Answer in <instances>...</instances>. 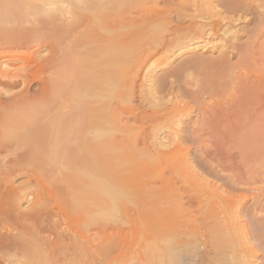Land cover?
<instances>
[{
	"label": "bare ground",
	"instance_id": "1",
	"mask_svg": "<svg viewBox=\"0 0 264 264\" xmlns=\"http://www.w3.org/2000/svg\"><path fill=\"white\" fill-rule=\"evenodd\" d=\"M86 1L89 0H0L1 208L6 206L5 208L7 209V206L12 201L22 205L23 199L28 198L27 196L29 195L26 193L28 191L27 184L31 186L32 183L35 184L38 192V198L36 197L35 200L32 198L33 205L41 206L46 194L55 193V189L61 188L62 182L63 186L65 184L67 167L65 165V168L63 165L66 161H62L63 155L67 159L74 152L76 153L75 156L78 154L82 160L93 159L94 164L96 160L98 165L99 161H103L102 159H133V164L137 165L128 166V170L125 168L123 171V168L119 167L117 169L113 167L112 172L108 171L110 168L107 167L105 170H101V173L105 172L104 176L106 177L103 175V177H100L104 178L101 184L107 177H110V180L112 178L114 180L113 172L116 169V176L120 179L123 186L121 188L120 185L122 184L118 183V179L117 182L114 180L117 187L115 189L121 193L123 192L124 195L128 192L129 195L126 196H129V199L126 200H130V202L132 200L134 203L136 201L137 205L147 209H156L161 206V211L164 208V211H161V216L159 215L161 218L157 215L153 217H157V225H159L157 222L160 221V231L165 230L166 227V230L170 229L172 224L182 215L180 213L177 214L178 210L176 209H181L180 212L188 216V212H185V209L183 210L185 208L183 206H187L189 202L191 203L190 208L191 205L193 208L196 205L198 209H202L201 214L204 215L205 221L202 222L205 224L207 222L211 223V229L217 228L216 230L221 233L220 237L218 236L219 233L216 234L217 236L214 239L218 240L221 237L222 239L223 237L224 239L228 237V240L229 238L231 240V236L234 235L236 229L239 230L240 228L236 226L238 217H241L237 214V207L234 206L231 211L232 207L230 208L228 203L229 215L212 213V209H215L216 212L215 206L221 202L220 194H222L223 198H226L227 193L223 192V194L222 192H216V190L214 192V189L208 190L209 188H207V194H205V191H202L204 194L201 193L199 189L204 183L202 181L203 185L201 184L200 177L199 180H196L198 175H195L196 172L194 173L191 169L189 170V167H185L186 170L181 165L184 171L179 173L174 164L173 172L170 173L168 171L170 175L166 174L167 176H163L160 171L163 177L162 182L158 180L160 176L158 175V169L162 170L165 168L162 165L161 167L159 166L161 164L159 163L160 161L163 162L162 160H164L163 166L165 164L168 165L167 163L173 160L176 155H178V161L181 162L182 154H180L179 150L181 146L184 147L187 141L210 145L226 143L229 146L235 144L234 146L236 147L247 145L248 147L246 146V148L248 151L250 149V155L244 153V155L247 154L245 157L248 158L246 163L252 164V168L258 166L256 163L260 159H257L256 155H259L257 154L258 151L261 153L260 149L262 150L264 145V0H189V3H186L187 0H155V3H125L126 0H118V2L124 1L123 3H118L117 0L114 3L113 1L111 3H103L106 0H90L89 2L91 3ZM235 16L244 19L246 24L255 25V30L252 29L253 27L251 30L252 33L253 30L254 33L255 31L257 32L255 36L250 33V38L244 39L246 42L234 49L236 52L233 54L238 57L236 62H232L231 59L227 58L225 53H220L217 57L211 59L209 58V61L203 62L205 66L202 65L203 71L201 72L200 70L199 77H196L198 76L196 75L193 76L196 78L191 79L192 81L190 80L193 84H190L191 87H189L188 85L191 82L184 79L186 71H189V67H197L201 61V58L192 57L155 78V82L151 85H145L144 80L153 81L150 79L149 72L152 66V58L155 55L170 54L172 51L186 48L205 38H208L210 42H214L215 39L222 38L227 33V28L230 26L229 23ZM30 18L32 21H30ZM45 31L47 33L42 34ZM50 33H56L54 35L57 38L56 40V38L53 39L52 37L54 48L53 54H51L53 56H48L40 61L35 56L36 51L32 49H29V52L27 51L28 49L26 50L27 52H23L24 50L20 51L35 42L37 35L40 36L42 34L43 38L46 39V34H49L47 37L51 39L52 35ZM38 38L40 40V37ZM49 38L46 40H49ZM169 64L171 66L170 62ZM188 64L191 65L186 67ZM41 67H44V70L46 67L47 75L43 76L41 71L40 74L42 76L39 74ZM188 76L190 75L188 74ZM35 81L40 83V87L37 89L33 88ZM5 94L8 95L5 96ZM185 97L189 98L191 102L199 104L197 110L192 105L191 109L186 110L187 112L185 111L184 113L182 108L186 109L187 106L185 104L186 107H184V104H180V101ZM195 113L197 118L191 129L189 125L187 127L185 118ZM167 124L172 130L169 128L171 132L168 137L165 138L164 136L163 138L158 133ZM195 124L197 125L196 127ZM156 131L159 132L157 133ZM240 144L242 145L240 146ZM260 145L262 146L260 147ZM22 146L24 148L27 146L28 148H21ZM69 146L73 147L71 153L69 149L67 150ZM13 147H20L25 154H13L14 159H9L13 153ZM26 149H29V151L27 150L28 153L31 152L30 154L34 155L36 159H32V155L31 159H28L30 154L27 155ZM185 149L187 150L186 147ZM243 149L245 148L241 150L243 151ZM184 152L183 157L187 158L189 152L188 150L186 151L187 153ZM24 157L26 158L24 159ZM136 159H138L137 162ZM149 159H154V168L151 167V164H147L149 162H146V160L149 161ZM75 160L73 161L72 157L73 165ZM77 161L79 160L77 159ZM156 162L159 163L157 170ZM94 164L92 161V167L96 166ZM171 165L172 163H169L168 167H171ZM84 166L82 163L79 167L77 166L81 171H79V183L76 188L78 195L75 200L80 210L88 212L101 206L104 207L103 205L108 203V199L100 197L101 195L96 193L97 188L93 187V178L101 174L100 170L98 172L93 169L91 172H87L84 170ZM49 167H51V172L48 173ZM78 169L75 170V173H78ZM121 169L123 173H121ZM154 170L158 172L156 174L154 172V177H152ZM107 171L109 174H107ZM22 172L29 176L27 178L29 181H27L26 186L20 184L21 187H18L14 184V177L16 178ZM155 177H157V180ZM89 178L91 181L88 180ZM185 180H191L188 182L194 186V190L189 185L187 186L188 189L185 188V183L186 185L188 183ZM107 181L109 180L107 179L104 184L106 186L109 184ZM180 182L183 184L181 189L177 187L178 183L181 184ZM95 184L97 185V183ZM214 186L216 189L217 185L214 184ZM206 187H210V185L208 184ZM175 188H178V190L176 191ZM73 190L75 189L73 188ZM110 190L112 191V189ZM167 190L168 194L166 193ZM62 191L64 192V190ZM121 193L119 195L122 199L123 194L121 195ZM234 197L229 196L227 200L233 201ZM61 203L63 204V202ZM153 206L157 207L152 208ZM197 208L195 209L197 210ZM233 210H236V214H232V216L234 215L232 217L231 213H234ZM22 211L25 212L23 208ZM200 212L198 210V213ZM40 214L38 213V215ZM19 215L21 214L19 213ZM25 217L27 218V216ZM142 218V216L135 214L134 217L123 219H125L126 224L129 223L134 226L137 223L138 226ZM55 219L57 220V218ZM92 220L95 219L92 218ZM152 220L154 221V219ZM257 220L259 218L255 221L256 224L258 223L255 226V237L259 238L258 240L260 241L261 237L262 239L264 237V225H259ZM2 221L3 219L1 223ZM166 221L169 224L172 222L168 225ZM198 221L200 220L198 219ZM90 223H93V221H90ZM209 223L204 226L208 227ZM38 224H40V220ZM111 224L106 225L103 223L101 226L96 224V226L94 224L88 226V224L84 225L81 223L76 227L75 232H68L69 236L62 233L65 235L64 237L59 234L56 237L54 236L53 239L51 237L52 240L46 237L47 234L45 236L41 234L39 240L36 239L30 242L35 247H33L34 251L32 250L30 256H34L27 257L29 259L24 256L25 260L28 261L25 263L118 264L120 257L124 254V250L140 248L138 245L140 246L141 244L138 243V239H132L133 237H130L129 234L120 241L123 235L120 233L121 237L119 240L118 231H122L124 225L122 224L123 226L118 227V230L116 227H112ZM23 225L25 224L23 223ZM44 226H46L45 223L43 228ZM85 226L88 227L86 228ZM206 227L204 228L208 231ZM114 229H116V232ZM215 229L212 232L216 231ZM18 230L16 232H19ZM40 230L42 229L40 228ZM55 230H60V226L59 229L56 226ZM209 231L207 234L212 241L213 238L211 239ZM53 232L56 233V231ZM32 233L30 232L29 235H33ZM202 237L198 240V242L200 241L197 245L199 248L195 244L197 239L194 241V246L198 249H200V244H202L203 248L205 247L202 239L205 240L207 237ZM193 238H196V236ZM9 239L11 240V238ZM14 240L12 239L13 242ZM190 240L187 243L189 242L190 246L192 245L194 253H190L192 249H190V252L188 251L190 247L187 244L188 250H185V245L183 250H185V253L188 251L191 255L188 253L189 256L184 254L186 257H181L177 256V253L170 260L166 257V254L172 249H168L164 255L165 257L160 253L162 254L158 255L160 258L157 255L147 256V254L145 258L144 254L148 252L149 246L147 249L144 248L146 245L143 242V247L141 245L142 257L139 255L142 259L140 260L141 262L139 260L138 262L139 264H164V262L166 263L169 260L170 262L166 264H222V256L225 254L224 256L227 257V254H230L228 251L231 248L229 247V250L228 246H225L229 245L226 240L227 244L223 240L221 242L219 240L220 243L217 241L218 244L223 242V246H217L218 250L215 247L216 242L214 245V242L212 241V244L209 240V244L211 243L216 250L209 249L207 252H202V254H200V250L203 248L198 251L190 243ZM7 242L9 241L0 238V246L6 247L4 245ZM149 243H152V247L155 244L153 239ZM22 244L20 240L19 245H14L13 243L16 249L17 247L20 249ZM155 246L153 247L154 250L160 247L159 244L156 248ZM164 246L161 247L163 248ZM169 246H172V244ZM224 246L226 249H224ZM16 249L14 248V250ZM25 249L22 246V250ZM3 250L0 251L2 252ZM137 250L138 252H136ZM137 250L135 251L136 253L133 252L136 256L139 254V249ZM142 250L145 252L143 253ZM221 250L223 252L222 255ZM158 251L160 252L161 250ZM231 252H234V250ZM129 255L131 253L126 256ZM170 255L168 254V257ZM10 257L18 258L17 251L16 254L14 252L12 255L10 254ZM243 261L239 263L237 261L236 263L250 264L247 261ZM22 264L24 263L22 262ZM223 264H225V261H223Z\"/></svg>",
	"mask_w": 264,
	"mask_h": 264
},
{
	"label": "rangeland",
	"instance_id": "2",
	"mask_svg": "<svg viewBox=\"0 0 264 264\" xmlns=\"http://www.w3.org/2000/svg\"><path fill=\"white\" fill-rule=\"evenodd\" d=\"M89 1H86V2L88 3ZM102 1H101V3H102ZM112 1L114 3L115 0H109V1L106 0L105 2L103 1V3H111ZM154 1L155 0H141V1L140 0L139 1L138 0H131V1L126 0L125 3H138V2L139 3H155L156 1L155 2ZM117 2H118V0H117ZM117 2H115V3H117ZM123 2H118V3H123ZM68 3H72V2H68ZM81 3H83V2H81ZM89 3H91V2H89ZM96 3H98V2H96ZM186 3H189V0H187ZM30 21H32L31 18H30ZM229 25L230 26L227 28L228 29L227 33H225V35H223L222 38L215 39L214 42H210V41H208V38H205V39H202V40H200V41H198V42L194 43L193 45L188 46L186 48H180V49H177L175 51H172V53H170V54L169 53H167V54L165 53V54H160L159 56H158V54L155 55V57L152 58L154 60V62H153V60L151 61L152 66H151L150 72H149L150 79H152L153 81H151V80L150 81H148V80L145 81L144 80L145 85H151L152 83L155 82L154 81V80H156L155 78H157L158 76L162 75L163 73H166V72L170 71L173 67L178 66L179 64H181L182 61L184 62L185 60H187L189 58H192V57L201 58L202 62L200 61V65H197V67H195V68L189 67L191 64H188L186 66V67H189L188 68L189 71H186V77H184V79L186 81H190L193 78L199 77L200 70L202 72L203 71V66H205V64L203 65V62L209 61L211 58L217 57L220 53H225L226 55L225 54H222V55H225L227 58L231 59L232 62H236L238 60V57L233 54L234 52H236V50H234V49L237 46L242 45V43L244 44L246 42L244 39L247 40L248 37L250 38L251 34L253 36L257 35V32L255 31V33H254V30H255L254 26L255 25L246 24L244 19L239 18L238 16H235L231 20ZM251 28L254 29L253 33H252ZM39 33H41V32H39ZM43 33L45 34L47 32L45 31V32H42V34ZM42 34L40 36L37 35L35 37L34 41L36 42V40H37L38 43L37 42L36 43L32 42L29 45L28 48H25V49L23 48L20 51L24 50L23 52H27V51L29 52V49L30 50L32 49V50L36 51L35 52V54H36L35 56H36V58L38 60L40 59V61L42 59H45L48 56L51 57V55L53 54V48H54V45L52 44V41H53L52 37H53V39L56 38V35H54L56 33H50V35H52L51 39L49 37H47L49 34L48 35L46 34V39L49 38L50 41L46 40L45 38H43L44 36H42ZM38 37H40L41 42H40ZM56 40H57V38H56ZM56 40H54V41L56 42ZM206 40L208 41V43H207ZM45 41L47 42V44L49 43V45H47ZM51 50H52V52H51ZM169 62L171 63V66H170ZM40 69H39V74H40V71H41L43 76L47 75L48 72L46 70V67H45V70H44V67L43 68L41 67ZM193 73H195V74H193ZM197 73H199V74H197ZM188 74L190 76H188ZM196 75H198V76H196ZM193 76H196V77H193ZM190 84H193V82L189 83V85H188L189 87H191ZM192 86H194V85H192ZM38 87H40V83L38 81H35L34 84H33V88L37 89ZM194 88H196V87H194ZM7 95L5 94V96H7ZM188 99L189 98L185 97L183 100L180 101L181 103L179 102L182 105L184 104L183 105L184 107L187 106L186 109L182 108L184 110V113H185L186 110L188 111V109H191L190 107L192 105H193V108L195 110H197L198 105H199V104H197V103H195L193 101L191 102L190 99L189 100ZM185 101H186V103H185ZM185 104H186V106H185ZM188 106H189V108H188ZM196 118H197L196 113L194 115L187 116V118H185V122L187 123V127L189 125L190 128L192 129V127L194 125V121H195ZM189 122H191V123H189ZM196 126L197 125L195 124V127ZM164 127L159 130L160 132L158 131L159 133L157 131L156 132L160 136L162 135L163 138H164V136L166 138V137H168V134L171 132L172 129H171V127H169L168 124H167V126L165 125ZM185 143L186 144L188 143L187 145L189 147L186 144H184V147L181 146V149L184 152V150H186L185 149V147H186L188 152H189V156L187 158L183 157V152L180 149L179 152H180V154H182V157H183L184 160L181 157L182 161L179 162L178 161L179 160L178 155H176L175 158H173V160H171L169 162V163H172V165H171L172 168L170 166L168 167L169 163H167L168 165L165 164V166H163V164L165 162H164V160H162L163 162L160 161L159 163H161V164L159 166L161 167V165H162V167L163 168L165 167V168L160 170L159 166H157L159 163L156 162V170H157V167H158L159 168L158 169L159 172L158 171L157 172H158V175L161 176V177L160 176L158 177L159 178L158 180H160L162 182L163 181L162 175L163 176H167L166 174H169L168 171L170 173H172L173 169H174L173 166L175 164L176 170H177V172L179 170V173L184 171L183 169L185 167L186 168L189 167L188 169L189 170L191 169V171H193L194 173L196 172L195 175L196 174L198 175L197 176L198 179H196V180H199V177H200L201 178V184H202V181L204 183V185L202 184L203 186H201V188L199 187L200 189L199 188H195V189L201 190L200 191L201 193H203L205 191V194H207V188H209L208 190H213L214 189V192H215V190H216V192H220V193L221 192L222 193L225 192V193H227V197L235 196L233 201H228L226 196H225L226 198H223L222 194H220V196H221L220 197V201H221L220 203L221 204L219 203L220 205L218 204L217 206H215L216 207V212H215V209H212V213L213 214L221 215V213H224V214H228L229 215L230 211L228 210V205L227 204L229 203L230 204V208L232 207L230 209L231 211L234 208V206L237 207L236 208V210H238L237 214H239V216H241V217H238V216L237 217H238V219L240 218L241 220L239 219V221H238V219H237L236 226H238L240 228H239V230L236 229L234 235L231 236V240L232 241L230 240V238L228 240V237H226L225 239L223 237L224 240L222 239V237L219 238V239L217 237L218 240L214 239V237L217 236L216 234L219 233L218 236L220 237L221 233L218 232V230H216L217 228L216 229L215 228L211 229L212 224L209 223V222H207V223H209L208 227L204 226L207 223L206 224L204 223L205 222L204 218H203L204 215L201 214L202 213V209H198L196 205H194V207L197 208V210L195 208H193L192 205H191V208H190V204L191 203H189V202H188L187 206L186 205L183 206V207H185V208H183V210L185 209V212H188L187 213L188 216H185L183 213H181L180 212L181 209H176V210H178L177 214L178 213L182 214V215H180V217L178 215L179 222H178V220H176L172 224V227L170 226L171 227L170 229L168 228V230H166L167 229V227H166L165 230L163 229V231H160L159 228L161 229V227H160L161 223L157 219V221H159L157 223H159L160 226L157 225L156 224V218L157 217L156 218H153V217H155L156 215L157 216H159V215L161 216V211L163 212L164 208H162L163 210L160 211L161 206H160V208H156V209H147V208H145L143 206H139V205H137L136 201L134 203V202H132V200H131V202H130V200L129 201L126 200V199H129V196H126V195H129L128 192H126V194L124 195L123 192L121 193V192H119V190L115 189L117 187L115 185L114 180L116 182L119 180L118 183L122 184L120 179L116 176V169L119 167V168H123V171H124L125 168L128 170V168H127L128 166H131V165H132V167H133V165L136 166L137 164H133L134 163L133 159H124V158H120V159H106V160L102 159L103 161H99V165H98V162L96 160H95V164H94V160L93 159H90V160L86 159V161H85V159L82 160L79 157L78 154H77L78 156L77 155L75 156L76 153H74V152L71 153V150H72L73 147L69 146L67 148V150L68 149L70 150V153H71L70 157H68L66 159L65 156L63 155V159H62L63 162H64V160H66L63 163V165H64V167H65V165L67 167V170H66L67 173L65 174L67 178H65V180H64V183H65L64 186H63V182L61 181L62 182L61 183V188H62V190H64V192H66V194H64V192L61 190V188L60 189H55V193L51 194V192H50L51 195L50 194H46L45 195V197L43 199V203L44 204L43 203L41 204L42 207L41 206H36V205H33L32 198H33V200H35L36 197L38 198V196H37L38 192H37V188L35 187V184L32 183L31 184L32 187L30 186V184H27L28 191L26 192L27 194H29L27 197L29 198V196H30L31 200H30V198H29V201H28V198H25L26 200L23 199L22 205H20V204L18 205L17 202L15 203L14 201H12L11 204L7 206V209L5 208L6 206H3L4 208L3 207L1 208V206H0V213H1L0 214V218H1V220L3 219L2 223H1V220H0V223H1L0 224V233H1L0 238H3L4 240H7L9 242L11 241L10 244H8L9 242H7L4 245L6 247H3L2 245L0 246V250L4 249L2 252L0 251V264H14V262H15V264H22V262L24 264H26L25 262H28V261L25 260V257H26V259H29L27 257L34 256V255L30 256V253L32 254V250H33V247H34V245H32L30 243L31 241H34L36 239L39 240L40 239L39 237L41 236V234H44L43 236H45L47 234L46 237L49 238V239H51V237L53 239L54 236L56 237V235L58 236L59 234H61L60 236L64 237L65 235L62 234V233H65V234H67V236H69L68 234L70 233V231H74L75 232L76 227L79 224H81V223L84 224V225L88 224V226H91L92 224H94V225L96 224L97 226H101V224L103 225V223L106 224V225L112 223L111 226L114 227V228L116 227L117 229H118V227L126 225L125 229H124V226H123V230L122 231H118L119 232L118 239L120 240V237H121L120 233H122L123 237H121L120 241H122V239H124V237L129 234L130 237H133L132 239H134V238H135L134 240L138 239V243L141 244L142 247H143V242H144V244L146 245V247H144V248L147 249L148 246H149L148 252L145 249V251L147 253H145L144 256L146 254H147V256L148 255L149 256H154V255L158 256L160 253H162L163 256H164L165 253L168 251V249H172V250H169L167 252V254H166V257L169 258V260L172 259V256L174 257V255H176L177 253H178L177 256L186 257V256H189L190 253H194V248H192V245L190 246L189 242L187 243V241H189L191 238L196 236V238H193L192 240H190L191 241L190 243H192L193 246L195 244L197 246L200 243V241L198 242V240L203 238L202 236H205L204 238H206V237L207 238L205 240L202 239L204 241L203 245L205 247L203 248L202 244H200L201 246L199 245L200 249L203 248L202 250L198 249L199 248L198 246H197L198 248L194 246L195 249H197L198 251L200 250V254H202V252L204 253V251L207 252L209 249H214V250L217 249L218 250V247H221L223 242L224 243L228 242L229 245L226 243L227 245H225V246H228L227 247L228 249L230 247L231 250L229 249L230 251H228V250H225V251L230 252V254H227V257L224 256L225 255L224 254L222 256V258H221V260L223 259V261H225V264H233V263L237 264V263H239L240 261H243V260L249 262L250 264H253V263L254 264H264V237H263V239L261 237L260 241L258 240L259 238L255 237V233H256L255 232V229H256L255 226L258 224V223L256 224V222H255L256 219L259 218V220H257V221H259V225L260 224L264 225V160H263L264 159L263 158L264 145L262 147V150L260 149L262 154L259 153V151H258L257 154H259V155H256V158L260 159V161H258V163H256V165H258L257 166L258 168L256 166L254 168H252L253 167V166H251L252 164L249 165V163H246L248 158L245 157V155L247 156V154L250 155V149L249 148L250 147L252 148V146H250L248 148L249 149V151H248L247 148H246L247 145L243 146L242 144H240V146L242 145L243 147L242 146L241 147H236V146H234L235 144L234 145L232 144L233 146L232 145L228 146V144H226V143H222V144H218V145H210V144L197 143V142L193 143L191 141H187ZM261 146L262 145H260V147ZM21 148H24V147L22 146ZM242 148H245V149H243V151H242L241 150ZM29 149H31V148L29 147ZM29 149H26L27 155L31 153V152L28 153ZM21 150L22 149H20V147H17V148L13 147L12 148V152L13 153L10 155L9 159H14L13 154H21V155L25 154ZM226 150H227V152H226ZM228 151H230V152H228ZM219 153H222V154H219ZM244 153H247V154L244 155ZM251 153H252V151H251ZM240 154H241V156H240ZM31 155L32 154H30V156L28 155V159H31ZM32 156H33L32 159L33 158L36 159V157L34 155H32ZM72 157H73V161L76 158V160L74 162V165H73V162H72ZM179 157H180V155H179ZM25 158L26 157H24V159ZM77 159L79 161H77ZM99 160H101V159H99ZM92 161H93L94 166L96 165L95 167H92ZM137 161H138V159H136V162ZM177 161H178V163H177ZM146 162H149L147 164H151L152 165V166L151 165H148V166H151L153 168L155 167L154 159H149V161L146 160ZM81 163L83 165H85L84 166V170H86L87 172H91V170L95 169L98 172L100 170V173H101V170H105L106 167L110 168V169H108V171L112 172V170L114 168H116L115 172H113L114 180H113V178L110 180V177H107V179L109 180V181H107V182H109V184L107 186L104 185L107 179L104 180V182H102V184H101V181L104 178L102 179L100 177L102 175L104 176V173H105L104 171L101 174L99 173L100 175H97V177L93 178V187L97 188L96 189V193L97 194L99 193V195H101L100 197H105V198L108 199V203L104 204L103 205L104 207L101 206V207H98V209L96 208V209H93V210L88 211V212L87 211L83 212L78 207L77 202H76L75 199L77 198V195H78V193H77L78 191H77L76 188L78 187L77 185L79 183V181H78V179H79L78 176H79V173H80L79 171H81V169H78V167L81 165ZM106 163L109 164V165H107ZM97 165H98V167H97ZM181 165H183L184 168H183V166L181 167ZM253 165H255V164H253ZM73 166H75V167L73 168ZM89 167H90V169H89ZM50 168L51 167H49V170L47 171L48 173L51 172ZM81 168H82V166H81ZM96 168H99V169H96ZM68 169H69V171H68ZM77 169H78V173H75V170H77ZM164 170H165V172H164ZM108 171H107V174H109ZM121 171H122V169H121ZM121 171H118V172H121ZM123 171L121 173H123ZM148 171H149V169H148ZM150 171H151V169H150ZM160 171H161L162 175H161ZM254 171H256V173H254ZM154 172H155V170L153 171L152 177H154ZM157 172H155V174ZM22 173L17 175L16 178L14 177L15 180L13 179L14 180V184L16 186H18V187L19 186L21 187L22 184H23V186L24 185L26 186V183H28L27 181H29V179H27V178H29V176L26 173H24V172H22ZM72 178H74V179H72ZM87 178H88V176H87ZM87 178H86V180H87ZM94 179H95V181H94ZM155 179L157 180V177H155ZM88 180L91 181L90 178ZM205 180L207 181V185L206 186H208V184H209L210 187H206L205 186V184H206ZM74 181H76V182H74ZM179 181L180 180L178 178V182ZM188 181H191V180H185V182H188ZM94 182L97 183V185ZM181 182L183 183V181H181ZM118 183H116V184H118ZM182 183L181 184L178 183L177 187L179 189H181V187L183 186ZM214 184L217 185L216 189H215ZM188 185H189V187L191 186L193 188V190H194V186L191 185L189 182L187 183V185L185 183V185H184V186H186L185 188L188 189V187H187ZM120 186L122 188L123 184L120 185ZM73 188L75 190H73ZM178 188H175L176 191L178 190ZM192 188H190V189L192 190ZM220 188L223 191H221ZM110 189H112V191ZM34 190H36V191H34ZM57 191H58V193H57ZM182 191L184 192L183 189H182ZM59 192H61V193H59ZM118 192L121 193V195L123 194L122 195V199H121V197H120ZM167 192H168V190L166 191V193ZM170 192H172V191L170 190ZM73 196H75V197H73ZM64 197H65V199H64L65 201L63 200ZM61 198H62V200H61ZM222 201H224V202H222ZM13 202H14V205H13ZM61 202H63L64 205ZM31 203H32L33 206L31 205ZM58 203H59V206H58ZM46 204H47V207H46ZM44 205H45V207H44ZM63 206H64V208H63ZM218 206H220V207L218 208ZM155 207H157V206H155ZM155 207L153 206L152 208H155ZM17 208H19V210H17ZM22 208H23V210H25V212L22 211ZM28 208H29V210H28ZM67 208H69V210H67ZM105 208H107V209H105ZM1 210H3V211H1ZM45 210H46V213H45ZM198 210H199V212L201 210V212L198 213ZM236 210L235 211L233 210L234 213H231V216H232V214H236L235 213ZM106 211H107V213L105 214ZM174 211H175V209H174ZM16 212H17V214H16ZM61 212H63V213L61 214ZM171 212L173 213L172 209H171ZM19 213L21 215H19ZM38 213L39 214L41 213L42 215L41 214L38 215ZM197 213H198V215H197ZM217 213H219V214H217ZM24 214H25V216H27V218L24 216ZM49 214H50V216H49ZM135 214H137V216L139 215V216L143 217L141 219L142 221L140 223H138V226H137V223H135L134 226H131L129 223L126 224L125 219H127L128 217H134ZM224 214H222V215H224ZM34 215H35V217H34ZM164 215H165V213H164ZM38 216H40V217L38 218ZM84 216H85V218H84ZM160 216H159V218H161ZM17 217H18V219H17ZM87 217H89V218H87ZM102 217H104V218H102ZM146 217H148L149 219L147 218V220H146ZM201 217H202V219H201ZM33 218H34V221H33ZM55 218H57V220ZM92 218H94L95 220H92ZM96 218L99 220V222H98V220ZM123 218H125V219H123ZM150 218H151V220H150ZM254 218H256V219H254ZM15 219H17L16 221H18V222H16ZM27 219H28V221H27ZM38 219L40 220V224H38V222H39ZM152 219H154V221ZM198 219L200 221H198ZM89 220L93 221V223H90ZM122 220H124V221H122ZM161 220H163V219H161ZM21 221H22V223H21ZM25 221L27 223H29V224H27ZM94 221H96V222H94ZM101 221H103V222H101ZM196 221H197V223H196ZM202 221H204V222H202ZM41 222L43 223V225L45 223L46 226H44V228H43V225H42ZM123 222H125V223H123ZM161 222H163V221H161ZM171 222H170V224H171ZM23 223L25 225H23ZM120 223H121V225H119ZM202 223H204V224H202ZM35 224H36V226H35ZM170 224L168 223V225H170ZM210 224H211V226H210ZM48 226H50V227H48ZM56 226H58V229H59V226H60V230H55ZM202 226H203V228L206 227L208 229V231H209V228H210L209 234L211 235V239L213 238L212 241L214 242V245H215V242H216V246H215L216 249L213 247V245H211V243L209 244L210 237L207 234L208 231H206L205 228H204L205 229L204 230L202 228ZM35 227H36V230H35ZM38 227H40L42 230H40V228L38 229ZM61 227H62V231H61ZM47 229H49V230H47ZM214 229L216 231L212 232V230H214ZM17 230L19 232H16ZM114 230L116 232V229H114ZM199 230H201V231H199ZM40 231H43V232H40ZM53 231H56V233L53 232ZM30 232L31 233L34 232L36 235L34 233H32L33 235H31V234L29 235ZM118 232H117V235H118ZM10 233L11 234L13 233V234L11 235ZM17 234H18V236H17ZM34 235H35V237H34ZM23 236H24V238H23ZM9 238H11V240ZM14 238H15V240H14ZM12 239L14 240V242L12 241ZM152 239H153V241L155 243V244H153V247L155 245L158 246V244L160 245V247L164 246V244H165V246H167V245L168 246L167 247L164 246L163 248L159 247V249H158L157 246H155V248L157 247L156 248L157 250H161L160 252L159 251L157 252V250L156 249L154 250V248L152 247V243L153 242L149 243V242L152 241ZM155 239H156V241H155ZM195 239H197V243L195 242V244H194ZM19 240H20V243L21 244L23 243V244L20 245V247H21L20 249H18V247L16 249V247H14V245L15 244L19 245ZM25 240H27V241H25ZM219 240H220V242L223 240V242L221 244H218V243H220ZM225 240H226V242H225ZM217 241H218V243H217ZM12 242L14 243V245H13ZM146 242H147V244H146ZM166 242H168V243H166ZM213 242H212V244H213ZM171 244H172V246H169ZM187 244L190 247L189 250L187 248L188 247ZM11 245H13V246H11ZM24 245H25V247H24ZM26 245H27V247H26ZM141 245L140 246L138 245V247H140V248H136V249L134 248L135 250L134 249L124 250V252H123L124 254H122L123 259H122V256H121L118 264H127V263L128 264H137V263L139 264V262H141L140 260L142 259V258L139 257V255L142 257V255H141L142 254L141 253ZM184 245L186 246L185 250H188L190 252V249H192L190 253L188 251L185 253V250H183L184 249ZM206 245L208 246V248H207ZM22 246H23V249H25V248L26 249L22 250ZM225 246H224V249H226ZM14 248L16 250H14ZM28 248H30V249H28ZM164 248H165V250H163ZM137 249H139L138 256H136V254L133 253ZM224 249H222V250L224 251ZM150 250H151V252H150ZM222 250H221V255L223 254ZM232 250H234V252H231ZM16 251H17V257L18 256L19 257L16 258V259H15V257H10V254L12 255L13 252H14V254H16ZM142 251H143V253L145 252L144 250H142ZM175 251H177V252H175ZM136 252H138V250ZM154 252H155V254L152 255V253H154ZM195 252H196V250H195ZM130 253H131V255L126 256L127 254H130ZM234 253H235V255H234L235 257L233 256ZM26 254H28L29 256L28 255L26 256ZM132 254H134V255H132ZM162 254H160V255H162ZM168 254L169 255L171 254V255L168 257ZM184 254L185 255L187 254V255L185 256ZM228 256H230V257H228ZM9 258H11V259L13 258V259L12 260L10 259L11 260L10 261ZM136 258H138V259L136 260ZM145 258H146V256H145ZM158 258H160V257L158 256ZM134 259H135V261H134ZM138 260H139V262H138ZM169 260H167L168 263L170 262ZM223 261H221L222 264H223ZM226 262H228V263H226ZM166 263L164 262V264H166Z\"/></svg>",
	"mask_w": 264,
	"mask_h": 264
}]
</instances>
